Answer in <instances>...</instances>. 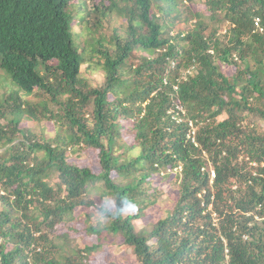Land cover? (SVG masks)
I'll return each instance as SVG.
<instances>
[{
  "label": "trees",
  "instance_id": "1",
  "mask_svg": "<svg viewBox=\"0 0 264 264\" xmlns=\"http://www.w3.org/2000/svg\"><path fill=\"white\" fill-rule=\"evenodd\" d=\"M182 1L96 0L78 33L85 0H0V264H93L118 238L137 264H264V0H205L190 29ZM44 117L53 137L23 125ZM174 169L175 203L137 223ZM105 197L138 215L98 222Z\"/></svg>",
  "mask_w": 264,
  "mask_h": 264
},
{
  "label": "rangeland",
  "instance_id": "2",
  "mask_svg": "<svg viewBox=\"0 0 264 264\" xmlns=\"http://www.w3.org/2000/svg\"><path fill=\"white\" fill-rule=\"evenodd\" d=\"M94 2L95 0H85V4H83V6L81 7L80 9L81 12L83 8L85 9V12H86V15L84 16L85 20L84 22L78 23L76 25H75L76 22L73 24L75 25L78 33H80V31L82 30L81 27L84 24H86L88 21H90L91 13L94 7ZM206 8L207 7L205 4V0H183L182 4L181 3L179 4V11L177 13H173V16H174L175 21H180L182 24L185 25L186 29H190L193 25V20H194L193 17L191 16V13L195 11H202L205 16L206 21H211L209 19V13L206 10ZM158 10H159L158 6L154 5L153 12L156 13L157 15H160V12ZM189 11H192V12L189 14ZM88 12H90V14ZM115 13L118 14V11H115ZM119 18H120V15H118L113 28H115V26H121L122 20ZM185 19H188V20L185 22ZM103 23L95 30L96 32L90 37V39L93 40L94 42H95V39L99 38L100 36H104L105 38L107 33L110 30V27L108 28V26H106V24H103ZM116 28H119V27H116ZM211 29H212V25L209 24V28L206 31V33H208ZM224 31H225V27H223L221 31L218 30V34L219 33L223 34ZM85 49L86 51L95 50L90 45H86ZM96 62H97V58L94 57L92 60L93 70L98 68L97 66H95ZM231 70L232 68H229L230 72ZM92 73H94V75L90 77V79H93L92 81L101 80V77L103 76L101 71H92ZM7 82L8 80L4 76V73L0 70V83L2 85H5V83ZM23 98L27 99L31 104H34V103L40 102L43 99V96L25 95ZM23 125L25 127L26 126L32 127L33 128L32 130L37 134V138H40L39 136H42L43 138L53 137L55 134V130H56V123L53 120H50L45 117L41 119L40 121H29V122L24 121ZM125 139L127 141L131 140L130 136H126ZM79 152H81V154L69 153V155L71 154V157H73L79 163L83 161L81 163L85 165L90 164L93 168L98 166V161L96 157H93V156L89 157L88 153H85L83 151H79ZM169 173L172 176L165 177L161 175L160 176L154 175L150 178L152 180L150 185L153 188L157 187L158 189L157 188L156 189L159 192H161V194L157 200L156 205L145 209L146 217H144L143 221H139L137 223L142 224L146 222L148 219L152 221L157 220L158 218L163 216L168 211V209L175 203L176 196H177V187H176L177 184L176 182H174L175 169ZM54 176H52V178H54ZM92 239L93 241H95V237H92ZM116 241L118 242L119 245L115 246L113 250H109L106 248V250L103 251V249H101L100 252L96 254V259L92 260V263L93 264H108L109 263V262L107 263L108 260H113L117 264H134V263L137 264L138 262L135 260L132 248L125 245L124 243L120 244L119 238Z\"/></svg>",
  "mask_w": 264,
  "mask_h": 264
},
{
  "label": "clouds",
  "instance_id": "3",
  "mask_svg": "<svg viewBox=\"0 0 264 264\" xmlns=\"http://www.w3.org/2000/svg\"><path fill=\"white\" fill-rule=\"evenodd\" d=\"M96 1V0H95ZM194 21V20H193ZM259 30L261 32H264L263 28L260 27ZM0 70L4 73V76L9 81L10 79L7 77L3 69L0 68ZM193 129L191 130L190 135L193 134ZM180 168V166H178ZM211 176L214 177V173H211ZM115 206V212L113 213L112 208ZM211 207L209 206V209ZM122 213H128L129 216L132 218H135L138 215V208L134 201L128 199V198H122L119 205H115V201H110L107 197L104 198V201L101 205V211L97 212V221L101 222L108 218L109 216L116 217L119 216Z\"/></svg>",
  "mask_w": 264,
  "mask_h": 264
},
{
  "label": "built area",
  "instance_id": "4",
  "mask_svg": "<svg viewBox=\"0 0 264 264\" xmlns=\"http://www.w3.org/2000/svg\"><path fill=\"white\" fill-rule=\"evenodd\" d=\"M256 25H258V22H256Z\"/></svg>",
  "mask_w": 264,
  "mask_h": 264
}]
</instances>
